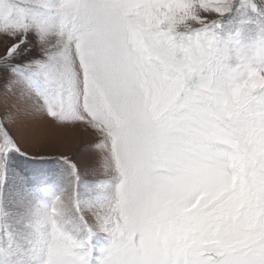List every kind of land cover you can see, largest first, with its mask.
<instances>
[{
	"label": "snow or ice",
	"instance_id": "obj_1",
	"mask_svg": "<svg viewBox=\"0 0 264 264\" xmlns=\"http://www.w3.org/2000/svg\"><path fill=\"white\" fill-rule=\"evenodd\" d=\"M0 264H264V0H0Z\"/></svg>",
	"mask_w": 264,
	"mask_h": 264
},
{
	"label": "rangeland",
	"instance_id": "obj_2",
	"mask_svg": "<svg viewBox=\"0 0 264 264\" xmlns=\"http://www.w3.org/2000/svg\"><path fill=\"white\" fill-rule=\"evenodd\" d=\"M36 142L45 146L41 149L42 151H60L71 155L76 144V139L72 132H61L48 126L37 130Z\"/></svg>",
	"mask_w": 264,
	"mask_h": 264
}]
</instances>
